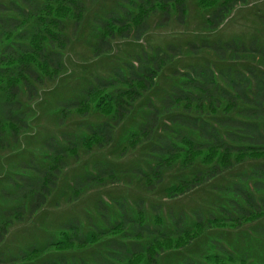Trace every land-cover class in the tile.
Masks as SVG:
<instances>
[{"label":"trees","instance_id":"1","mask_svg":"<svg viewBox=\"0 0 264 264\" xmlns=\"http://www.w3.org/2000/svg\"><path fill=\"white\" fill-rule=\"evenodd\" d=\"M190 1L116 0L108 8L102 0H0V174L6 165L20 171L2 175L0 245L46 207L70 166L109 148L138 108L117 153L75 175L66 202L121 183L163 194L167 202L202 189L216 193L205 208L191 211L107 194L86 222L73 218L42 244L15 255L0 252V264H160L181 251L190 256L173 264H264V254L226 237L254 223L252 232L264 234L257 223L264 220V43L257 38L141 48L56 102L51 116L58 133L41 141L39 156L20 153L10 162L31 130L35 103L65 73L66 52L85 28L90 58L100 59L119 42H141L154 27L185 25ZM194 1L205 32H216L247 2ZM168 70L163 94L150 98ZM134 152L141 160L131 167L108 160ZM198 241L205 251L188 252Z\"/></svg>","mask_w":264,"mask_h":264},{"label":"rangeland","instance_id":"2","mask_svg":"<svg viewBox=\"0 0 264 264\" xmlns=\"http://www.w3.org/2000/svg\"><path fill=\"white\" fill-rule=\"evenodd\" d=\"M115 1L102 0V3L109 8ZM194 2V0H191L188 4V16L185 25L171 23L164 29L154 27L141 42L138 43L132 40L119 42L112 54L96 60L90 58L88 41L91 38V30L85 28L81 41L71 48L70 51L66 52L65 73L52 88L45 89L35 103V118L32 120L31 130L23 138L21 148L9 155L11 157L10 162L14 165L18 160L16 157L20 153L23 155L33 153L39 156L42 152L40 148L41 141L51 134L58 133L51 116L56 102L66 97H72L94 77L106 76L114 67L120 66L123 62L134 57L136 53H140L141 48L149 49L150 47H164L167 44H186L189 41L197 42L201 38L226 41L231 39L247 41L251 38H257L262 44L264 43V0H247L245 5L235 8L216 32H205L202 30L200 22L203 16L197 10ZM93 12L98 13V10L96 9ZM170 80V70H168L158 80L156 88L149 97H160ZM141 110V108L135 110L124 126L116 131L114 142L109 148L104 150V152L95 153L91 157H83L79 164L70 166L63 173L58 187L46 207L24 224L15 226L4 243L0 245V252L5 255H15L18 250L21 251L31 244H42L49 236H56L60 224L66 223L73 218L86 222L87 216H94L96 203L105 201L107 194L113 198H127L130 201L143 196L148 204L163 203L166 211L171 208L174 211H191V209L195 208H205V204L208 201L216 198L215 192L210 189H202L192 195L167 202L163 200V194H145L136 188L134 183L132 185L121 183L106 189L89 192L75 203L68 204L66 202L72 178L75 175L89 171L92 164L97 159L102 158L101 156L113 151L116 154L128 132L139 119ZM103 158L101 160L106 159ZM108 160L120 168H125L140 163L141 156L139 152H134L127 155L123 160H117L115 156L108 157ZM4 167V171L0 174V190L6 186L3 181L5 177H2L4 173V176L11 172L13 176L20 174L19 170L15 169L12 171L8 165ZM262 222L261 225L264 227V220ZM250 227L252 226L245 227V229L231 234L233 239L229 240H231L232 244L239 245L242 250L246 248L252 254L262 256L264 254V237L250 233ZM205 249V242L198 241L188 252L202 253ZM186 252H177L176 255H172L175 254L172 253L170 256H164L160 264H170L172 260H179L181 257L186 258Z\"/></svg>","mask_w":264,"mask_h":264}]
</instances>
